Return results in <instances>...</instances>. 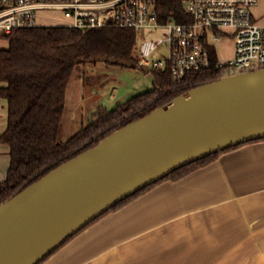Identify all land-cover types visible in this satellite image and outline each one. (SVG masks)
<instances>
[{
  "label": "water",
  "instance_id": "1",
  "mask_svg": "<svg viewBox=\"0 0 264 264\" xmlns=\"http://www.w3.org/2000/svg\"><path fill=\"white\" fill-rule=\"evenodd\" d=\"M264 138V68L193 88L0 206V264H37L112 206L203 157Z\"/></svg>",
  "mask_w": 264,
  "mask_h": 264
},
{
  "label": "trees",
  "instance_id": "2",
  "mask_svg": "<svg viewBox=\"0 0 264 264\" xmlns=\"http://www.w3.org/2000/svg\"><path fill=\"white\" fill-rule=\"evenodd\" d=\"M157 11L162 23L190 20L179 0H158ZM2 39L6 46L0 48V99L7 104V126L0 135V143L9 148L10 165L5 180L0 182V206L64 162L93 148L114 131L147 116L185 92L229 73L215 66V57L211 68L189 73L181 79L173 78L168 70H151L153 88L111 110L99 107L89 124L68 140L59 141L58 133L74 71L99 62L113 66L138 62V34L114 27L76 29L50 25L17 29ZM260 141L264 138L186 164L115 204L91 223L163 181H178L225 153ZM73 236L37 264L43 263Z\"/></svg>",
  "mask_w": 264,
  "mask_h": 264
},
{
  "label": "crops",
  "instance_id": "3",
  "mask_svg": "<svg viewBox=\"0 0 264 264\" xmlns=\"http://www.w3.org/2000/svg\"><path fill=\"white\" fill-rule=\"evenodd\" d=\"M6 126L0 99V135ZM9 165V148L0 143V182ZM253 254L264 262V141L155 185L41 264H238L239 255Z\"/></svg>",
  "mask_w": 264,
  "mask_h": 264
},
{
  "label": "built area",
  "instance_id": "4",
  "mask_svg": "<svg viewBox=\"0 0 264 264\" xmlns=\"http://www.w3.org/2000/svg\"><path fill=\"white\" fill-rule=\"evenodd\" d=\"M190 20L162 23L158 0H0V39L21 28L130 29L140 38V65L168 70L173 78L215 66L228 75L264 68V11L259 0H179ZM57 13L59 23L39 24L41 13ZM233 40L232 56L221 61L216 42ZM157 60L149 62L155 52Z\"/></svg>",
  "mask_w": 264,
  "mask_h": 264
},
{
  "label": "rangeland",
  "instance_id": "5",
  "mask_svg": "<svg viewBox=\"0 0 264 264\" xmlns=\"http://www.w3.org/2000/svg\"><path fill=\"white\" fill-rule=\"evenodd\" d=\"M264 11V0H259L256 13ZM61 20L57 13H41L39 24H55ZM145 34L141 33L140 38ZM6 46L5 40L0 39V48ZM233 40L221 38L215 48L221 61L232 56ZM155 52L149 58L151 63L158 58ZM149 65L133 62L126 66H113L105 62L85 66L74 71L67 91L66 108L58 133L59 141L68 140L74 133L85 127L92 120L99 107L113 109L129 98L153 88L152 74ZM238 264H264L259 255L238 256Z\"/></svg>",
  "mask_w": 264,
  "mask_h": 264
}]
</instances>
